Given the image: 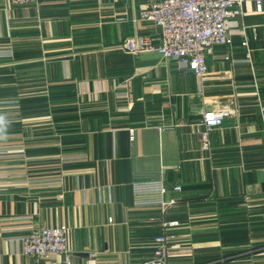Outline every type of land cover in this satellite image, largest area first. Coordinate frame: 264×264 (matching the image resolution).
I'll return each mask as SVG.
<instances>
[{
    "label": "crops",
    "instance_id": "crops-1",
    "mask_svg": "<svg viewBox=\"0 0 264 264\" xmlns=\"http://www.w3.org/2000/svg\"><path fill=\"white\" fill-rule=\"evenodd\" d=\"M156 1L0 0V264H66L22 243L62 224L72 264H141L163 220L179 222L168 264H264V11L244 1L198 78L121 47L160 45L139 20ZM220 107L205 150L204 113ZM159 175L182 186L165 213L134 203V179Z\"/></svg>",
    "mask_w": 264,
    "mask_h": 264
},
{
    "label": "built area",
    "instance_id": "built-area-1",
    "mask_svg": "<svg viewBox=\"0 0 264 264\" xmlns=\"http://www.w3.org/2000/svg\"><path fill=\"white\" fill-rule=\"evenodd\" d=\"M14 4H33L38 0H9ZM245 0H159L145 5L139 20L149 21L160 29L161 43L154 46L138 37L125 40L121 47L132 55L144 51H157L162 57L179 65L186 75L203 78L209 73L208 56L217 46L230 47L232 37L228 22L238 16ZM256 10L264 11V0H254ZM247 46V41L243 42ZM229 114L223 107L204 113L201 146L210 149V133L221 126ZM131 139H134L131 131ZM134 203L137 206H158L162 213L176 205L182 192L180 184L169 186L163 175L134 179L132 182ZM168 193H173L167 197ZM163 232L154 239L153 256L141 264H168L171 253L170 234L167 229L179 225L178 221L163 220ZM68 226L33 228L23 237L24 254L35 259H47L51 255H66L69 259ZM51 264H58L53 261Z\"/></svg>",
    "mask_w": 264,
    "mask_h": 264
}]
</instances>
